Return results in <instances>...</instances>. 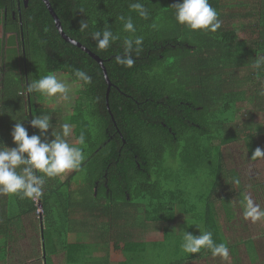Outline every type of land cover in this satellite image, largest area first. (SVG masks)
<instances>
[{"label":"trees","instance_id":"16d2710c","mask_svg":"<svg viewBox=\"0 0 264 264\" xmlns=\"http://www.w3.org/2000/svg\"><path fill=\"white\" fill-rule=\"evenodd\" d=\"M24 1L0 0V142L14 147V120L39 134L30 120L47 115L52 131L72 125L69 143L85 135V159L78 170L45 177L37 202L0 194V264H8L9 243H17L12 232L32 224L39 206L44 264L59 252L67 264H150L158 248L170 256L162 264H195L213 256L209 249L183 251L191 221L194 229L185 232L210 231L231 249L221 222L233 219L239 192L230 188L238 173L228 149L240 145L251 159L264 148V70L251 67L264 55V0H209L222 23L215 33L178 24L172 5L179 0H48L62 32L80 47L63 39L42 1ZM135 2L148 10L147 19L130 8ZM121 15L144 38L131 68L115 61L131 35ZM104 27L121 39L100 50L92 34ZM82 48L107 72L108 96L102 66ZM78 69L90 84L75 77ZM49 73L75 85L65 116L47 96L21 95ZM247 103L253 116L238 130L236 112ZM159 226L162 237L147 241L144 233ZM247 242L253 252L254 242Z\"/></svg>","mask_w":264,"mask_h":264},{"label":"clouds","instance_id":"9594fccd","mask_svg":"<svg viewBox=\"0 0 264 264\" xmlns=\"http://www.w3.org/2000/svg\"><path fill=\"white\" fill-rule=\"evenodd\" d=\"M175 8V19L178 24L185 25L191 30H205L215 33L222 23L218 12L209 0H179L172 5ZM139 17L147 19L148 10L140 2L130 4ZM118 19L123 23V31L130 36L123 38V53L116 56L117 64L131 68L135 64L134 54L139 56L142 51L143 36L135 35L136 27L131 17L121 15ZM88 28L87 22L80 24V30ZM96 46L100 50L108 49L111 44L121 37L104 27L92 34ZM255 70H264V55L256 57L251 65ZM75 77L83 84H90L91 77L83 70H76ZM71 85L60 79L55 73H49L27 84L21 95L40 93L49 98L59 96L63 101L70 100ZM264 96V88L259 91ZM10 135L14 147H8L0 142V194L20 195L22 198L39 200L44 194L45 177L55 178L67 172L80 169L85 154V135L81 133L75 144L68 141L72 135V125L63 123L60 132H53V124L47 115L36 116L30 120V127L37 129L39 134L29 135L24 126V120H14ZM51 132L49 133V130ZM52 138L49 139L48 136ZM252 160L264 159V149L257 147L252 152ZM42 173L43 175H40ZM239 184V180L234 181ZM243 216L253 223L264 220V208L256 203L251 196L244 197ZM183 251L196 254L201 249H209L213 257L227 260L229 248L226 243H215L210 231L199 232V235L183 233Z\"/></svg>","mask_w":264,"mask_h":264},{"label":"rangeland","instance_id":"374dc122","mask_svg":"<svg viewBox=\"0 0 264 264\" xmlns=\"http://www.w3.org/2000/svg\"><path fill=\"white\" fill-rule=\"evenodd\" d=\"M56 75L58 78L66 80L70 83V100L63 101L59 98V96L51 98L47 97V100H49L48 102L53 109L62 110L63 116H65L68 113L67 110L70 105L73 104L75 99V85L59 73ZM253 111L254 108L248 103L239 106L233 126L240 130L244 125L243 123L249 122V119L253 116ZM251 125L253 126V124ZM258 127L259 126H256L255 128ZM48 138L51 139L52 137L49 135ZM67 139L71 142L73 137L69 136ZM228 150L230 153L229 156L235 161L233 163V169H235L238 173L237 180H239V184H236L233 181L230 188H235L239 192V195L232 199V212L234 214L233 219L229 222H227V220L222 221L221 226L226 241L232 248L229 249V257L227 260H222L219 257L205 256L195 264H264V220L253 223L250 219H245L243 216L245 196H251L252 199L261 206V208H264V159H249L250 157L244 150H242L240 145H231ZM39 211L40 210H38V212ZM35 217L36 218H34L33 223H26L27 225L23 228V230H14L12 232L17 240V243H9L10 254L8 255V264H20L19 262L23 260H25L27 264H44L41 247V229L39 227L40 224L38 223L39 220L37 212ZM194 222L195 221H191L185 231L194 229L191 228L195 224ZM156 228L158 229L155 230L153 228L144 233L143 236L147 241H157L162 237L163 232L160 229L161 226ZM247 240L254 242L255 249L253 252L256 253V256L252 255L253 252L249 249V243ZM13 250L15 251V255L11 257ZM156 250L159 251V258H157L156 254H154V257L151 258V254L150 264H162L167 262L170 256L165 252L164 248H158ZM177 252L178 254L180 253V251ZM62 257V254L52 257L53 264H63ZM176 257L177 256H173V258Z\"/></svg>","mask_w":264,"mask_h":264},{"label":"water","instance_id":"95a60500","mask_svg":"<svg viewBox=\"0 0 264 264\" xmlns=\"http://www.w3.org/2000/svg\"><path fill=\"white\" fill-rule=\"evenodd\" d=\"M42 1V3L45 5V7L47 8V10L49 11L50 15L52 16V18L54 19L55 21V24H56V27H57V30L59 31L60 35L63 37V39L67 42H69L70 44H74V45H77L78 47H80V45L78 43H76L75 41H73L72 39L68 38L63 32H62V29H61V26H60V23H59V20L57 18V16L55 15L50 3L48 0H40ZM25 2V6L27 4V0L24 1ZM85 52H87L92 58H94V60H96L100 65H101V61L97 58V56H95L94 54L90 53V51H88L87 49H84L82 48ZM102 66V65H101ZM102 70H103V73H104V76H105V80L107 82V85H108V89H107V94L106 96H108V93H109V90H110V86L112 85L109 78H108V75H107V72L105 71L104 67L102 66ZM107 106H108V103H107Z\"/></svg>","mask_w":264,"mask_h":264},{"label":"crops","instance_id":"0c3cea01","mask_svg":"<svg viewBox=\"0 0 264 264\" xmlns=\"http://www.w3.org/2000/svg\"><path fill=\"white\" fill-rule=\"evenodd\" d=\"M58 254H62V255H63V257H62V263H63V264H67V263L65 262V259H64V258H65V254H64V252H59ZM58 254H57V255H58ZM57 255H56V256H57Z\"/></svg>","mask_w":264,"mask_h":264},{"label":"built area","instance_id":"2783aa9c","mask_svg":"<svg viewBox=\"0 0 264 264\" xmlns=\"http://www.w3.org/2000/svg\"><path fill=\"white\" fill-rule=\"evenodd\" d=\"M35 201H36V200H35ZM36 202H37V201H36ZM38 205H39V204H38ZM38 210H40V211L38 212ZM36 212L38 213V217L41 218L42 211H41V209H40V206L38 207V209H37Z\"/></svg>","mask_w":264,"mask_h":264}]
</instances>
